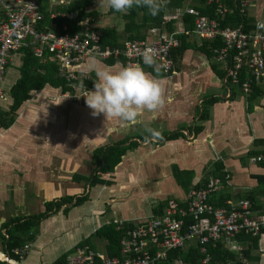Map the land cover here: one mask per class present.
<instances>
[{
  "label": "crops",
  "instance_id": "obj_1",
  "mask_svg": "<svg viewBox=\"0 0 264 264\" xmlns=\"http://www.w3.org/2000/svg\"><path fill=\"white\" fill-rule=\"evenodd\" d=\"M256 1L251 0L250 6H256ZM197 4L198 0H184L181 6L167 13L181 16L187 7H197ZM57 5L51 1L48 3V8L55 9ZM55 13L51 12L50 16L53 17ZM107 13L112 16L110 21L98 24L94 19L93 23L114 27L119 39L123 40L126 24L124 15ZM248 13L253 17V13L249 10ZM69 14L72 16L73 13ZM2 18L3 11L0 6V19ZM158 30L159 28H152L146 36L157 33ZM191 39L197 40V35L193 33ZM15 55L7 69L14 63ZM94 60L99 62V67L113 71L128 66L126 62L123 64L121 59L109 65L100 59L89 58L78 66L76 73L79 82H83L85 78L86 81L91 80L90 91L95 90L96 75L90 67ZM213 62L214 58L210 60L203 52L189 48L181 59V73L174 79L173 76L156 77L151 71L144 69L153 77L162 80L166 93L165 106L155 112H142L135 123H124L114 119L117 121L116 128H112L116 125L113 120H111L114 122L112 126L109 125V121H105L102 126L94 129L91 125L89 129H86V138H83V134L78 137L77 132L80 127L78 123L72 124L74 127L70 129L69 122L64 124L61 122L64 121V117L61 116L67 113L68 108H71L66 101L67 96L62 97L56 92L57 88L52 86H46L40 91H32L31 97L27 98V102L25 101V106L19 109L14 122L4 128L3 135L0 134V147L7 149L9 143L17 145V142L21 141L28 146L29 142L25 140L27 136L25 137L23 132L28 130L26 126L31 116L30 120L36 122L38 131L44 130L43 127H48L47 122H50V128H53L52 132L49 131L50 141L59 150L67 149L71 155L69 158L64 157L54 147L53 150L59 153L48 152L44 137L39 138L42 151L34 159L35 168L29 167L30 160L22 154L17 155L16 158L11 154L0 155V260L6 252L8 229H13L16 221L32 217L35 213L42 211L46 208L48 201L58 199L59 196L82 195L86 191L89 192L90 199L84 203L72 205L68 210L60 209L51 213L48 210L44 216L40 217L37 225L24 233V238L29 241L30 247L21 264H59L61 262L56 263V259L63 253L72 251L73 247L87 236H90V242L94 244V248L102 250L97 247L102 245L105 249L104 240L92 235L95 229L116 219H124L132 223L141 221L154 215V207L160 202L165 203L166 208L171 205H185L193 186L207 179V175H213L214 163L218 160L223 163V171L229 175V182L217 194L222 192L224 197L229 194L231 197L228 200H236L246 192L256 191L259 184L257 185L256 179L252 178L251 174H264V165L256 162L250 165L249 173L247 176L244 175L249 178L246 186L237 181L241 179L237 172L247 170L243 164L245 158L240 155L247 153L250 159L252 155L264 149V141L255 142V138H264V81L259 84L258 91H255L256 96L250 103L253 108L246 111L245 95L240 93L234 98H229L232 89L224 83V76L220 77L221 84L225 87L223 92L213 89L212 93L202 94L208 91V87H214L208 76L214 74ZM141 64L137 65L141 66ZM203 75L209 79L208 86L207 82L202 83ZM211 95H217L220 98L209 105L208 116L201 120L197 109L201 111V104ZM82 98L85 102L86 98ZM39 107L47 110L51 108L53 112L48 117H44L40 114L41 111H38ZM58 119L60 124L57 122ZM200 123L203 127L195 130V125ZM30 125L33 127V124L30 123ZM13 128H15L16 136H20L21 139L16 140L13 136L17 142L8 143L9 130L12 131ZM174 131L182 133L175 138H167L161 134L162 132L170 134ZM17 132L20 133L17 134ZM151 132L156 134L149 136L147 140H141L138 137L140 134ZM63 134L68 135L67 142L70 140L67 147L61 140ZM126 136L137 138L139 144L122 155L112 177L104 175L113 180L111 185H97L100 189L94 195L92 189L95 186L89 188L86 180L75 181L74 177L77 174L86 177L92 174L95 160L93 151L97 146ZM84 146H88L90 151L85 153ZM82 160L89 165L81 164ZM47 163L51 164L52 168L49 171L41 169V165ZM232 164L236 165L233 170H231ZM176 169L179 170L178 174L183 171L194 172L190 185L186 175H181V181H179L180 175L176 176ZM240 186H244L243 193L240 192L242 189L238 188ZM258 202L259 199H257ZM28 234L32 237H26ZM258 245L264 247V235L259 236ZM260 254L255 264H264V254ZM247 262L248 260L245 264H248Z\"/></svg>",
  "mask_w": 264,
  "mask_h": 264
},
{
  "label": "built area",
  "instance_id": "obj_2",
  "mask_svg": "<svg viewBox=\"0 0 264 264\" xmlns=\"http://www.w3.org/2000/svg\"><path fill=\"white\" fill-rule=\"evenodd\" d=\"M54 1L67 4L71 0ZM208 1L216 4L218 14L226 11L222 0ZM248 5L247 0H241L242 13ZM0 6L3 11V18L0 19V106L1 101L6 98L2 82L7 66L19 49L29 46L40 58H43L46 51L54 53L59 59L60 76L76 93L80 91L85 94L89 90L83 82L75 81L78 66L89 58L106 60L123 56L128 66L136 65L143 63L142 53L152 48L158 53L157 62L164 73H175L168 55L170 47L179 43L174 32L158 33L156 38L151 39L148 36L126 38L117 44L101 46V32L89 22L87 16L78 21L80 28L73 32L66 31L65 24L62 25L63 32L44 31L34 27L42 18L38 0H0ZM262 6L264 8V0ZM186 11L195 14L198 36L211 39L219 36L223 39L224 45L215 47L214 51L216 60L223 63L227 70L224 81L229 76L230 82L240 84L242 91L248 94L252 89V79H264V19H257L252 28L243 30L241 25L222 27L218 18L210 19L195 6L187 7ZM242 72L245 73L244 81ZM250 159L264 163V149ZM223 187L219 178L212 177L198 189L190 191L187 207L171 205L161 215H152L133 223L116 219L118 229L125 231L119 241L120 255L110 256L105 250L88 244H76L59 264H154L166 259L169 250L180 248L193 238L203 242L222 240L237 252L238 258L243 262L235 263L229 258L214 259L207 254L201 259V264H245L247 259L242 254L243 244L236 235H264V208L257 204L256 199L248 196L227 200L226 205L214 206L209 199ZM29 247V241H25L12 248L15 255L5 253L1 260L4 264H21ZM260 249L261 254H264V247L260 246ZM176 263L189 264L181 259H177Z\"/></svg>",
  "mask_w": 264,
  "mask_h": 264
},
{
  "label": "trees",
  "instance_id": "obj_3",
  "mask_svg": "<svg viewBox=\"0 0 264 264\" xmlns=\"http://www.w3.org/2000/svg\"><path fill=\"white\" fill-rule=\"evenodd\" d=\"M53 1L57 3V7L55 9H49L48 3ZM184 0H165L166 8L160 14L156 16H152L148 13L147 9L144 8H133L127 14H122L115 12L113 9L109 7L110 13H118L124 15L126 19L125 26V36L126 38H144L148 31L152 28H159L160 33H171L174 32L175 35L179 38L178 45H174L170 47L169 50V58H171L173 62V71L177 72L179 70V66L181 63V59L183 54L189 48L197 49L208 56L210 60L215 58L214 48L217 46L224 45V41L221 37L216 36L214 38H204L200 37L195 30V14L190 13L188 11L183 12L181 16H176L175 14L168 15V11H174L177 7L183 4ZM248 1V6L244 7V12L242 13L240 9L241 0H222L223 7L226 8V11L223 14H218L215 8L216 4L213 2H209L208 0H198L197 8H199L202 12L208 15L211 18H218L220 25L222 27H237L242 26L243 30L250 29L254 26L255 19L248 14V7L250 6L251 0ZM95 0H71L67 4H62L54 0H38L42 18L38 20L34 27L40 30H57L58 32H63L64 29L62 25L65 24L67 26L66 31L73 32L80 28V24L78 21L85 16L88 17L89 22L97 27L101 34L99 43L101 46H105L107 44H117L120 43L119 35L116 33V29L110 25H97L93 23L95 16L98 11L96 8H90V6L94 5ZM51 12H56L53 17L50 16ZM69 13H73L70 16ZM53 24H56L54 26ZM183 27V28H181ZM196 34L200 41L191 39L192 34ZM19 54L20 66L18 67V76L13 81L12 84L9 85L8 89H5L6 98L2 101V105L0 106V129L7 128L10 126L19 111V108L23 105L24 101L29 97H31L32 91H40L46 86H52L53 88H60L62 93H70L76 94V91L73 87L60 76L58 70L59 59L57 56L50 52H44L43 58H40L37 54L34 53L33 49L29 47L19 49L15 54ZM14 54V55H15ZM121 59V62L125 64L126 60L123 56H120L119 59L111 58L102 60L105 63L111 65ZM217 61V60H216ZM219 62V61H218ZM142 63V62H139ZM221 63V62H220ZM141 66L148 71H151L152 74L156 77H166L172 75V71L167 75L164 71L159 67V72H156L154 68L148 67L143 63ZM212 68L215 72L218 73L220 77L226 75L227 70L224 68L220 70L221 67L219 63L213 62ZM242 81H244L243 77L245 73L242 72ZM79 82L78 79L75 80ZM87 88H90L91 80L86 81V78L82 80ZM264 79L261 78L259 80L252 79V89L247 94L242 91L240 84H235L229 81V76H227V80L224 82L226 85H229L232 89V93L229 98H234L237 94L243 93L246 97V111L251 110L253 105H251V101L256 96L255 91H258L259 84L263 82ZM220 96L211 95L204 100V103L201 104L202 110L199 112V118L202 120L208 116V107L214 101L218 100ZM203 127V124L200 123L195 125L194 129L199 130ZM161 132V131H160ZM182 132L174 131L170 134L167 132H162L163 136L167 138H175ZM156 134V132L140 134L141 140H147L149 136ZM258 140L264 141V138H255V142ZM139 144L137 138H133L132 136H126L116 141H112L108 144L97 146L94 151V170L92 174L88 177L77 174L74 179L75 181L86 180L88 187L91 188L97 185H111L113 183L112 179L104 177V175H109L112 177V174L115 171L116 164L121 160V157L128 149L134 148ZM252 161V160H251ZM255 162V161H253ZM264 165L262 162H256ZM214 171L213 175H207V179L198 182L197 185L193 186V189H198L202 186L209 178L217 177L219 178L224 185L229 182V175L223 171V163L218 160L214 163ZM179 170L176 169L175 173L178 177L180 175L179 181H181V175H186L188 179V185L191 183V179L193 178V171H183V173L178 174ZM252 178H255L257 181V185L259 187L256 191H249L244 193V196H248L252 199L261 200L264 195V174H251ZM184 185V183H182ZM86 188V190L88 189ZM192 189V190H193ZM218 192V191H217ZM215 192L211 195L209 201L214 206L226 205V200H228L231 196L224 194L222 192ZM241 195V196H243ZM257 195H261L258 196ZM90 199L89 192H84V194H67L63 195L58 199L50 200L46 203V208L42 211L35 213L32 217H28L25 219L18 220L14 223L13 229H8V238L6 240L5 253H9L11 255H15L12 252V248L15 246H19L24 243L26 238H24V233L29 232L31 227L37 225L40 217L44 216L49 210L50 213L55 210L65 209L68 210L72 205L81 204ZM226 199V200H225ZM69 202V203H68ZM259 206L261 203H257ZM180 207H187V202L185 205H176ZM261 207V206H260ZM165 203L160 202L154 207V215H161L165 212L166 208ZM18 219V218H14ZM130 226L132 223H128ZM92 235L98 236L102 238L105 242V251L110 256L120 255L119 250V241L125 235L124 229H118L117 223L115 220L102 225L99 229H95ZM239 239H241L242 243H246L247 246L243 247L242 254L249 261L259 260V254L255 255L250 252L251 247H256L259 241V234L252 236L246 233H238L236 235ZM26 237H32V235H26ZM78 244H88L94 247L93 243L90 242V236L85 237V239L79 241ZM204 247V249H203ZM67 252L63 253L56 259L57 262H62L65 260ZM210 254L214 259H226L229 258L233 262L243 263L240 258H238L237 252L226 245V243L222 240L218 242H213L212 240L201 241L198 238H193L188 240L186 244L180 248H174L169 250L168 257L164 260L158 261L154 264H178L176 263L177 259H181L186 261L189 264H201V259ZM0 264H4L3 260H0Z\"/></svg>",
  "mask_w": 264,
  "mask_h": 264
},
{
  "label": "clouds",
  "instance_id": "obj_4",
  "mask_svg": "<svg viewBox=\"0 0 264 264\" xmlns=\"http://www.w3.org/2000/svg\"><path fill=\"white\" fill-rule=\"evenodd\" d=\"M105 3L122 14L135 7L147 9L150 15L156 16L166 8L165 0H100V7ZM157 57V51L148 48L142 53L143 64L159 72ZM98 65L95 60L90 65L96 75L95 90L84 96L93 116L103 114L107 121L118 119L135 123L142 112H155L165 106L162 80L153 77L140 65H129L116 71Z\"/></svg>",
  "mask_w": 264,
  "mask_h": 264
},
{
  "label": "rangeland",
  "instance_id": "obj_5",
  "mask_svg": "<svg viewBox=\"0 0 264 264\" xmlns=\"http://www.w3.org/2000/svg\"><path fill=\"white\" fill-rule=\"evenodd\" d=\"M257 5L256 6H249L248 9H249V12L250 13H253V17L254 18H258L260 15L264 14V8L262 6V0H257L256 1ZM90 8H96V10L98 11L97 15L95 16V19H96V23L98 24H102V23H105L107 20L110 21L111 19V15L108 14L107 12H109V6L105 3L102 7H100V0H95V3L93 6H90ZM256 11V12H255ZM249 14V13H248ZM112 15H118L117 13H114ZM264 19V15H262V17ZM110 19V20H109ZM160 33L159 31H157V33H151L152 35L148 36L150 39L151 38H156L157 37V34ZM197 40L199 41L200 38L197 36ZM214 62L216 63H219V66L221 67L220 70H223L224 69V64L223 63H220L216 60H214ZM137 65V64H136ZM20 66V60H19V54L17 53L15 55V58H14V63L11 64L8 69H7V73L5 75V78L2 82V85L4 86L5 89H8L9 85L13 83V81L16 79V77L18 76V67ZM188 69L189 67L187 65H185ZM182 68V65L179 66V71H177V73H173L172 75H169L168 77H171L173 76L172 78L174 79L176 76H179L180 73H181V69ZM214 74L211 75L209 74V79H210V82L214 84V87L210 86L207 88V92L206 93H202L204 95L208 94V93H212L213 92V89L214 91H221L223 92L224 91V86L221 84V78L220 76L218 75L217 72L213 71ZM171 78V79H172ZM209 79H207V77H205L204 75L201 76V80H202V83H205L207 82V86L209 85ZM219 83V85H218ZM183 85H186L184 83H182ZM217 85V86H216ZM88 90V89H87ZM206 89H204L205 91ZM90 91V90H88ZM87 91V92H88ZM57 93H60L62 97L64 96H67L68 99L66 100L67 103H69V106L71 105V108H68L67 109V113L62 115L61 117L63 118L64 117V121H61L62 124L64 123H68L69 122V126H70V129L73 128L74 126L73 125H76L77 123L80 125L77 126L79 127V130H78V137L81 136V134H83V138H86L87 137V134H85L86 132V129H89L90 126L92 125V128H97V127H100L102 126V124L107 121L106 120V117L103 116V114L99 115V116H93L92 115V110L85 104V102H83L84 97L85 95H87V92L85 94H83L82 92L80 91H77V93L74 95V94H69V93H65L63 94L61 89L60 88H57L56 90ZM27 100V99H26ZM25 100V101H26ZM23 103V105L19 108L21 109L23 106H25V102ZM2 103V101H1ZM30 108V107H29ZM58 109V108H57ZM56 109V111H57ZM38 111H41V115L44 116V117H48V115H50L52 112H53V109H44V107H39V110ZM69 112V113H68ZM18 113V112H17ZM86 115V117H85ZM31 119V116L29 117L28 119V126H26V129H28L25 133L23 132V134L25 135V137L27 136V138H25V140L27 139V141L29 142L28 143V146H25L24 145V141H21V142H17L14 140V137L17 139H21L20 136H16V133L15 132V128H13L12 131L9 130V134L12 136H10L8 134V137H7V142H12V141H15L17 142L18 144L17 145H7V149L5 147H0V155H13L14 158L17 157V155L19 154H22V156L26 157L30 160V162L28 163L29 167L31 168H35V158H37V155H40L42 149H41V146L40 144H42L40 141H39V138H46V149L48 152L50 153H53V152H58L57 150H59L58 148H56L53 144V142L50 141V135H49V131L52 132L53 128H50L51 124L50 122H47L49 124L48 127H43L44 130H37V126H35L36 122L30 120ZM69 120V121H68ZM116 125H114L112 128H116L117 127V121L112 119ZM49 121V120H48ZM58 124H60V120L58 119ZM114 122H112L111 120L109 121V125L112 126V124H114ZM33 124V127L30 125ZM53 124V123H52ZM53 126V125H52ZM66 128H64L65 130ZM84 129V132L82 133V130ZM64 130H63V133H64ZM8 131V130H7ZM68 132V130H66ZM3 133H5V130L2 128L0 129V134L3 135ZM14 133V134H13ZM20 133V132H17V134ZM14 136V137H13ZM67 137L68 135L67 134H63L61 136V140H62V143L64 146H68V144L70 143V140L69 142H67ZM37 139V140H35ZM80 139V138H78ZM23 142V143H22ZM59 142V140H58ZM59 144V143H58ZM59 147V145H57ZM56 148L57 150H53L54 148ZM69 149V148H68ZM28 150V151H27ZM83 151L85 153L89 152V147H83ZM59 152L61 153L62 156L64 157H67L69 158L70 157V152L67 151V149H61L59 150ZM58 152V153H59ZM82 156V155H80ZM240 157L242 158H245L244 159V162L243 164L245 165V167L247 168L246 171H238L237 172V175L238 177H241V179H238L237 181H240L243 185H247V183L249 182L248 181V177H245L244 175L247 176V174L249 173V168H250V165L253 164V161H251L249 159V154L247 153H244L243 156L240 155ZM239 158V157H238ZM83 161V160H82ZM81 164H84V165H89V163L87 162H82ZM51 167V164L49 165L48 163L47 164H44V165H41V169H47L48 171L50 170ZM236 168V165L235 164H232L231 165V170L235 169ZM64 169V168H63ZM44 171V170H42ZM234 171H232L233 173ZM50 173V172H48ZM64 176H66L65 174H63ZM235 175V174H234ZM67 177V176H66ZM239 189H242L240 192L243 193L244 192V186H240L238 187ZM100 189V187L98 186H95L93 187L92 189V193L95 195L97 190ZM61 197V196H59ZM258 203H261V207L264 208V200L261 199L259 200ZM103 243L105 244V242L103 241ZM244 247L247 246L246 243H242ZM94 245V244H93ZM98 248H101L102 250H104V246L102 245H97ZM250 252L252 254H260L261 252V249H260V245H257L256 247H251L250 249ZM262 255V254H260ZM263 257H261L262 259ZM248 264H255L257 263L256 261L254 260H250L247 262Z\"/></svg>",
  "mask_w": 264,
  "mask_h": 264
},
{
  "label": "flooded vegetation",
  "instance_id": "obj_6",
  "mask_svg": "<svg viewBox=\"0 0 264 264\" xmlns=\"http://www.w3.org/2000/svg\"><path fill=\"white\" fill-rule=\"evenodd\" d=\"M26 241H28V240H26ZM25 242V241H24Z\"/></svg>",
  "mask_w": 264,
  "mask_h": 264
}]
</instances>
